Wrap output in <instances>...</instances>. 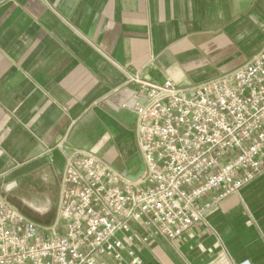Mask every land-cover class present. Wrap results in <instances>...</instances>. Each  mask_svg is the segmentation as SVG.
I'll return each instance as SVG.
<instances>
[{"label":"crops","instance_id":"crops-1","mask_svg":"<svg viewBox=\"0 0 264 264\" xmlns=\"http://www.w3.org/2000/svg\"><path fill=\"white\" fill-rule=\"evenodd\" d=\"M263 47L264 0H0V189L41 156L49 165L24 176L62 173L77 150L121 159L123 173L136 175L142 88L126 72L195 87ZM141 256L143 264H264V173Z\"/></svg>","mask_w":264,"mask_h":264},{"label":"built area","instance_id":"built-area-1","mask_svg":"<svg viewBox=\"0 0 264 264\" xmlns=\"http://www.w3.org/2000/svg\"><path fill=\"white\" fill-rule=\"evenodd\" d=\"M126 75L142 88L134 107L142 174L131 180L94 153L74 151L49 221L24 213L4 194L14 183L6 184L0 264H143L146 245L178 240L264 173V47L195 87Z\"/></svg>","mask_w":264,"mask_h":264},{"label":"rangeland","instance_id":"rangeland-1","mask_svg":"<svg viewBox=\"0 0 264 264\" xmlns=\"http://www.w3.org/2000/svg\"><path fill=\"white\" fill-rule=\"evenodd\" d=\"M136 149L138 151V156L142 160L137 142ZM108 163L115 169H118V171L123 172L124 162L121 159ZM61 175L62 173L55 175L54 173L49 172L44 175L43 172H38L28 176H23L7 183H14V185L11 188H7L4 194L21 210L27 212L28 214L40 219H43L45 216H50V220H53L59 203V179ZM43 198H48L50 204L47 209L41 210L38 208V204L43 203H40ZM42 213L45 216L43 215L42 217ZM53 234H56V232L53 231Z\"/></svg>","mask_w":264,"mask_h":264},{"label":"water","instance_id":"water-1","mask_svg":"<svg viewBox=\"0 0 264 264\" xmlns=\"http://www.w3.org/2000/svg\"><path fill=\"white\" fill-rule=\"evenodd\" d=\"M49 162H50V159L47 156H41V157H38L32 161H29L28 163L18 167L17 169L13 170L8 175H6L3 178L2 183H9L11 181L16 180L17 178H20L24 175H27L28 173L38 171L41 168L48 166ZM143 170H144V165L142 164L140 171L136 175H128V178L131 180L137 179L142 174ZM60 199H61V191H60V195H59V201H60ZM23 212L29 216H32L25 211H23ZM33 218L36 219L37 221H41L40 219H38L36 217H33Z\"/></svg>","mask_w":264,"mask_h":264}]
</instances>
